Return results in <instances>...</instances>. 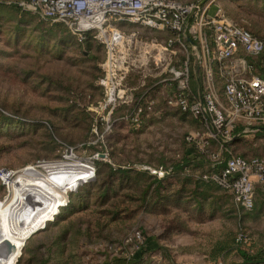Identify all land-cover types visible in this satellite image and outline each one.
<instances>
[{"label": "rangeland", "instance_id": "374dc122", "mask_svg": "<svg viewBox=\"0 0 264 264\" xmlns=\"http://www.w3.org/2000/svg\"><path fill=\"white\" fill-rule=\"evenodd\" d=\"M18 1L0 0V168L16 173L71 161L93 167L95 178L67 188L66 206L26 241L16 264H246L248 256L264 264V187L256 189L253 211L244 212L228 193L199 179L202 164L176 168L185 157L194 159L186 137L199 125L166 103L163 83L147 78L144 85L147 72L136 70L127 82L133 104L146 89L155 102L138 129L122 119L127 106L111 118L97 109L104 98L98 86L104 48L92 42L88 49L64 27L21 13ZM217 3L228 20L264 38V0ZM216 10L212 5L208 14ZM124 28L144 40L164 39ZM227 149L264 160V134ZM158 172L169 175L159 182L165 176ZM7 196L0 180V203ZM135 231L143 236L138 251L126 242ZM240 231L252 238L248 256L236 241Z\"/></svg>", "mask_w": 264, "mask_h": 264}, {"label": "built area", "instance_id": "2783aa9c", "mask_svg": "<svg viewBox=\"0 0 264 264\" xmlns=\"http://www.w3.org/2000/svg\"><path fill=\"white\" fill-rule=\"evenodd\" d=\"M217 1L20 0L16 6L50 25L64 27L78 44L91 34L102 45L104 75L98 86L104 98L97 109L106 110L108 117L121 105L127 106L122 119L138 129L155 102L146 89L133 104L128 78L139 70L141 76L147 72L142 76L144 85L147 78L155 80L154 85L163 83L166 103L199 125L186 141L194 148V159L210 166L201 179L228 193L242 211L251 212L256 189L264 187V160L233 154L227 148L237 139L264 134V75L255 66L257 60L264 68V38L228 20ZM212 5L217 10L211 16ZM125 26L163 34L164 39L144 40ZM110 118L103 123L105 129L111 128ZM88 167L92 174L84 184L95 178V169ZM6 173L0 168L3 184ZM166 174L158 172L159 177ZM236 241L246 256L251 254L248 234L240 231ZM126 242L138 251L143 236L135 231ZM215 264L225 262L218 259Z\"/></svg>", "mask_w": 264, "mask_h": 264}, {"label": "bare ground", "instance_id": "6f19581e", "mask_svg": "<svg viewBox=\"0 0 264 264\" xmlns=\"http://www.w3.org/2000/svg\"><path fill=\"white\" fill-rule=\"evenodd\" d=\"M91 174L88 166L71 161L7 170L8 196L0 203V264H16L26 241L66 204L67 188Z\"/></svg>", "mask_w": 264, "mask_h": 264}, {"label": "trees", "instance_id": "16d2710c", "mask_svg": "<svg viewBox=\"0 0 264 264\" xmlns=\"http://www.w3.org/2000/svg\"><path fill=\"white\" fill-rule=\"evenodd\" d=\"M16 8L18 9V11H20L21 13H27V12H24V11H22L21 9H19L17 6H16ZM27 14H30V13H27ZM92 42H96V41H94V39L92 38V36H91V34H87L86 35V39H85V41L83 42V44H80V45H86L87 46V48L88 49H91V43ZM97 43V42H96ZM98 44V43H97ZM99 46H102V45H100L99 44ZM194 161H197L198 162V164H202V166L205 168V171L203 172V173H201L200 174V176H199V179L200 180H202L201 179V177H202V175L203 174H205V173H207V172H209L210 171V166L209 165H207V164H205L204 162H202V161H200V160H197V159H190V158H188V157H185L184 159H183V161H180V163H178V165H176V168H180V169H184V168H186L189 164H192ZM190 166V165H189ZM113 172H117V173H125V171H122V170H112ZM169 175V174H168ZM167 175V176H168ZM167 176H165V177H163V178H161V179H158V181L159 182H161V181H163V180H165L166 179V177ZM212 185V184H211ZM214 186V185H213ZM216 187V186H215ZM217 188V187H216ZM218 189V188H217ZM220 190V189H219ZM244 255V254H243ZM246 257V256H245ZM247 260H246V264H256L253 260H251L249 257H247L246 258Z\"/></svg>", "mask_w": 264, "mask_h": 264}, {"label": "water", "instance_id": "95a60500", "mask_svg": "<svg viewBox=\"0 0 264 264\" xmlns=\"http://www.w3.org/2000/svg\"><path fill=\"white\" fill-rule=\"evenodd\" d=\"M100 157H105V155H103V154H100Z\"/></svg>", "mask_w": 264, "mask_h": 264}]
</instances>
